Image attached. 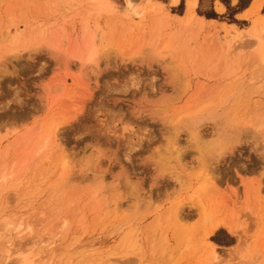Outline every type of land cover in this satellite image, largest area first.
<instances>
[{
	"label": "rangeland",
	"instance_id": "1",
	"mask_svg": "<svg viewBox=\"0 0 264 264\" xmlns=\"http://www.w3.org/2000/svg\"><path fill=\"white\" fill-rule=\"evenodd\" d=\"M108 1L0 0V264L22 245L47 264H264V0L246 19L199 0L237 29L179 19L185 0ZM92 46L97 67L79 59ZM220 100L203 134L238 108L239 141L200 162L182 133L168 160L175 121Z\"/></svg>",
	"mask_w": 264,
	"mask_h": 264
},
{
	"label": "bare ground",
	"instance_id": "2",
	"mask_svg": "<svg viewBox=\"0 0 264 264\" xmlns=\"http://www.w3.org/2000/svg\"><path fill=\"white\" fill-rule=\"evenodd\" d=\"M94 1L95 2H101V4H104L105 6H110L108 0H94ZM127 3H128V6L131 7V0H127ZM192 7H193V5L191 6V8ZM136 15L138 17H142L143 14L137 12ZM192 19H194V17H191L190 20H192ZM244 32H246V35H248L247 38H249L250 34L253 33V29L250 28L247 31H243V33ZM254 37L257 40L255 52H256V50L258 51V55H260V61L259 62H261L264 65V38L258 37L257 35H255ZM92 40H93V38H92ZM171 49H172L171 44H170V42H168L165 44V46H163V48H161L159 51H157L155 53V55L157 56V58L163 59L164 52H167V54H169V53H171ZM99 54L100 53H99L98 49L96 47L92 46V48L87 53V56L85 58L80 57L79 59L85 61V63L88 65H93V66L97 67V65L99 64L98 62L100 60ZM178 68L185 70L184 69L185 67H183V64H181ZM178 68H174L171 66V70L174 72V74L176 73ZM229 94H231V93L229 92ZM229 94H228V96H229ZM235 95H236V93H235ZM225 98L231 99V98H227V97H225ZM225 98L223 97L222 99L226 100ZM217 103L218 104L210 103V104L201 106L198 109H196L195 111H192L190 113H187V114L180 116L175 121V123L172 125V128H171L173 136L170 139L171 141L168 143L169 146L170 145L171 146L168 148V150L164 149V150H167V152L165 151V153L168 154V160L170 159V160H174L176 162H179L183 159L182 158L184 156V152H182L183 150L179 149V147L177 148L178 141H179L178 138L181 136L182 133H186V135L188 136V138L191 142V143H189V144H191L190 148H193L194 152L196 153V157L199 159L200 162H204L207 159H210V161H211L214 158L223 156L225 154V152H227V150H229L230 146H233V144H236L239 141L237 136L239 134V125L241 123V118L240 119L238 118L239 114H237V111H236L238 108L236 110H233V111L230 109L225 111V113L222 117L223 125L221 128H219L221 131H217V133L213 134V137L210 139H209V137H208V139L205 138V136L203 134L204 122L206 120H208L209 117L213 118L215 111H216V107L218 106V108H220L222 103H224V101L220 100ZM227 103H229V101H227ZM219 104H221L220 107H219ZM239 106L240 105H238L236 107H239ZM218 108H217V110H218ZM213 112H214V114H213ZM223 126H224V128H223ZM170 127H171V125H170ZM166 147H168V145ZM163 154H162V156H163ZM88 158H91V157H88ZM88 158H86V159H88ZM160 158H161V156H160ZM164 159H165V157H164ZM161 160L162 159H160V161ZM87 161H86V163H87ZM164 162H166V159L164 160ZM61 164L62 165L60 167H62V168H61V173H60L58 179H59V182L64 183L71 176V171L69 170V167H68L69 164L64 163V162H62ZM200 166H202V165H199V167ZM91 167H92L91 164L88 165V168L86 167L87 170L85 169L86 172H89ZM163 168H165V166H163ZM1 180L3 182H5L4 181L5 177H3V179L2 178L0 179V183H1ZM98 182H96V183H98ZM100 183H102V182H99V184ZM101 186L97 185V187L95 188V191H101V188L103 187V186L102 187ZM102 190H103V188H102ZM137 197H139V196L137 195ZM180 204H178V206L176 207V210H174V213H172L173 215L170 214L173 220L174 219L177 220L180 217L179 215L181 214V210H182ZM3 211H4V209L1 208L0 209V218H3ZM208 219H209V216H208ZM218 227H219V225H217L216 227H213L212 231L214 232ZM20 235L21 234L16 233L15 237H17V238H15V237L14 238L19 239L21 237ZM11 237H12V234L4 235L5 240L6 239L7 240L4 242L3 246L6 247L8 253L11 251L12 247L13 248L15 247V244L12 242ZM36 243L43 245V246L47 245L46 244L47 242L44 240L40 241V243L39 242H36ZM27 245L25 242V246H27ZM31 245H33V243ZM28 246H27V248H28ZM41 249L42 248H40V250ZM33 250H34L33 246L31 247V249L28 248V250H27L25 248L23 249V245H22V247H19L18 249H16V255L18 257L17 264H47V263H49V261L51 260V257L49 256L50 250L47 249L46 251H44L43 255L40 252L34 253ZM43 250H45V248Z\"/></svg>",
	"mask_w": 264,
	"mask_h": 264
},
{
	"label": "crops",
	"instance_id": "3",
	"mask_svg": "<svg viewBox=\"0 0 264 264\" xmlns=\"http://www.w3.org/2000/svg\"><path fill=\"white\" fill-rule=\"evenodd\" d=\"M182 0H170V7L172 8H177ZM261 0H256L253 1L254 3H252V5L245 10L244 12L240 13L238 15V19H246L251 11L257 6V4L260 2ZM236 3L234 2L233 5H235ZM193 5V7L191 8V6ZM199 5V0H185V12L182 16L178 17L181 20L186 19L188 16L191 19V17H194V23H196L198 26H206L208 28H212V27H226L227 29H237L236 25H227L225 23H221L217 20L214 19H205L204 17H200L197 15L196 10L198 8ZM214 9L215 12L219 15H223L226 13V7L224 5H222L221 3H219L217 0H214Z\"/></svg>",
	"mask_w": 264,
	"mask_h": 264
},
{
	"label": "trees",
	"instance_id": "4",
	"mask_svg": "<svg viewBox=\"0 0 264 264\" xmlns=\"http://www.w3.org/2000/svg\"><path fill=\"white\" fill-rule=\"evenodd\" d=\"M228 9L229 11H233L232 8H231V1L232 0H220ZM253 0H239V5H238V8H239V11H244L246 9L249 8V6L251 5ZM207 18H211V19H218L219 16H217L216 14H208L206 15ZM232 22L235 23L236 21L233 20L232 18Z\"/></svg>",
	"mask_w": 264,
	"mask_h": 264
}]
</instances>
